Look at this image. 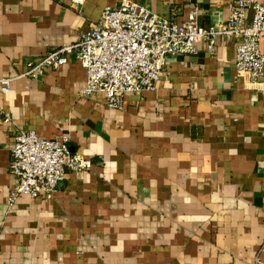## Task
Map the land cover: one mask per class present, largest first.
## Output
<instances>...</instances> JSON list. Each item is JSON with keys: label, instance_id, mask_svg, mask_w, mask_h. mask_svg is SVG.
<instances>
[{"label": "crops", "instance_id": "1", "mask_svg": "<svg viewBox=\"0 0 264 264\" xmlns=\"http://www.w3.org/2000/svg\"><path fill=\"white\" fill-rule=\"evenodd\" d=\"M234 0H140L203 25ZM118 0H0V264H254L264 262V93L239 75L236 39L170 59L156 87L112 108L84 94L74 54L25 74L75 43ZM62 133L92 163L67 170L51 198L8 203L14 133Z\"/></svg>", "mask_w": 264, "mask_h": 264}, {"label": "built area", "instance_id": "2", "mask_svg": "<svg viewBox=\"0 0 264 264\" xmlns=\"http://www.w3.org/2000/svg\"><path fill=\"white\" fill-rule=\"evenodd\" d=\"M226 20L203 25L192 7L186 19L174 21L144 6L140 0H118L107 6L80 40L47 51L38 63H29L25 74L43 67L58 68L74 54L87 72L84 94L100 93L109 107L120 109L129 93L156 87L168 61L198 53V42L212 49L220 37L236 39L235 67L264 93V0H234ZM4 90L9 79L1 78ZM4 116L0 110V116ZM62 133L44 138L34 130L14 133L10 171L15 185L8 203L20 195L51 198L66 171L90 169L92 163L70 147ZM254 264H264L257 259Z\"/></svg>", "mask_w": 264, "mask_h": 264}]
</instances>
